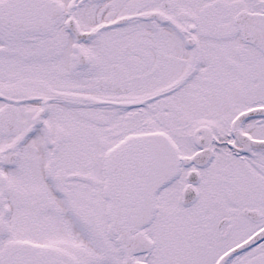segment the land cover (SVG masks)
Wrapping results in <instances>:
<instances>
[{
    "label": "snow or ice",
    "instance_id": "1",
    "mask_svg": "<svg viewBox=\"0 0 264 264\" xmlns=\"http://www.w3.org/2000/svg\"><path fill=\"white\" fill-rule=\"evenodd\" d=\"M0 264H264V0H0Z\"/></svg>",
    "mask_w": 264,
    "mask_h": 264
}]
</instances>
